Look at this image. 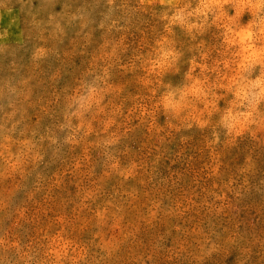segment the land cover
<instances>
[{"label":"rangeland","instance_id":"1","mask_svg":"<svg viewBox=\"0 0 264 264\" xmlns=\"http://www.w3.org/2000/svg\"><path fill=\"white\" fill-rule=\"evenodd\" d=\"M0 264H264V0H0Z\"/></svg>","mask_w":264,"mask_h":264}]
</instances>
